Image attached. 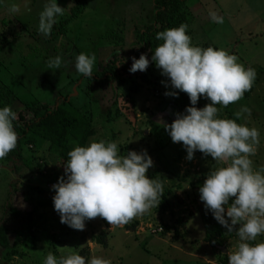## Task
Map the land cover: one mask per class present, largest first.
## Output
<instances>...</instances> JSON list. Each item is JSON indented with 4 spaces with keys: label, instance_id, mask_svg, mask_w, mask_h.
Here are the masks:
<instances>
[{
    "label": "rangeland",
    "instance_id": "374dc122",
    "mask_svg": "<svg viewBox=\"0 0 264 264\" xmlns=\"http://www.w3.org/2000/svg\"><path fill=\"white\" fill-rule=\"evenodd\" d=\"M154 1L83 0L84 12L64 26L76 3L57 0L58 6L68 7L47 37L37 30L45 0L0 3V36L7 38L0 40V89L12 90L16 99L22 98L10 108L26 114L23 103L33 100L52 107L56 102H69L96 129L88 144L100 140L116 142L122 155L130 150L146 151L153 161L147 177L154 175L163 190H170L168 198L173 204L172 210L160 211L158 205L124 225L111 226L96 217L85 221L83 231L74 230L61 224L53 209L55 192L51 186L63 176L58 150H49V144L33 147L30 150L37 153V158L29 162L15 160L8 154L0 160V220L4 206L20 211L37 226L38 240L37 244L22 248L16 237L11 238L10 250L0 248V264H43L50 252L57 258L76 252L86 264L93 256L108 259L111 264H222L219 250L223 255L236 250L240 242L235 233L238 226L228 233L221 225L214 229L206 223L207 212L193 192V184L202 186L211 169L226 166L227 162L216 164L199 151L191 161L186 160L182 145L173 143L163 127L173 122L175 113L191 106L187 94L164 95L172 89L161 83H167V78L151 62L152 53L146 57L150 63L144 72L127 75L122 70L131 67L132 57L138 59L137 34L154 24ZM13 4L19 12L9 14L8 8ZM183 5L184 11L176 15L174 28L186 24L194 45L224 49L236 55L245 68L255 69L251 89L242 99L220 110L219 116L259 131L260 143L251 159L254 169L264 166V0H188ZM213 14L222 22H214ZM80 53L95 56L90 77L96 78L108 63L117 62L120 78L106 83L89 82L74 67ZM56 56L62 58V66L49 69L48 60ZM64 72L68 75L64 76ZM107 73L106 78L111 75L110 71ZM208 103L201 98L196 107ZM242 106L250 113L236 120L234 114ZM27 154L26 158L33 155ZM29 169L36 170L31 173ZM189 212L194 218L180 228L179 238L175 239L172 232L161 234L159 225L168 226ZM134 224L135 231L126 228ZM102 234L106 235V247L94 242ZM255 242H264V236ZM14 248L18 252L11 254Z\"/></svg>",
    "mask_w": 264,
    "mask_h": 264
},
{
    "label": "clouds",
    "instance_id": "9594fccd",
    "mask_svg": "<svg viewBox=\"0 0 264 264\" xmlns=\"http://www.w3.org/2000/svg\"><path fill=\"white\" fill-rule=\"evenodd\" d=\"M66 8L58 6L57 0H45L38 16V32L47 37ZM8 12L16 14L19 8L13 4ZM212 19L222 22L215 14ZM187 28L186 24H181L157 32L155 39L162 43L151 50V62L160 70V75L167 78V83H161L172 89L164 95L176 97L178 92L185 93L191 105L182 113H175L173 122L163 127L173 143L182 145L186 160L191 161L199 151L216 164L227 162L226 166L207 173L198 189L199 200L228 233L238 226L235 233L240 242L235 251L227 253V264H264V242H255L264 236V166L254 169L251 159L260 143V133L255 127L219 116L220 110L242 99L251 89L256 72L251 67L245 68L236 55L224 49L194 45ZM131 60L129 73L144 72L150 63L144 54ZM94 61V55L80 53L75 57V70L90 77ZM62 62L60 56L50 58L48 68L59 69ZM201 98L210 103L197 108ZM249 113L250 109L242 106L234 115L240 120L242 114ZM15 120L16 113L9 106L0 108V160L17 147ZM152 166L153 161L146 151L130 150L122 155L117 143L112 141H93L87 146L74 147L67 153L63 176L51 186L55 192L53 209L59 222L83 231L85 221L100 217L111 226H119L157 208L163 196V185L147 177L146 172ZM43 264L86 262L76 252L59 258L50 252ZM87 264L111 262L93 256Z\"/></svg>",
    "mask_w": 264,
    "mask_h": 264
},
{
    "label": "trees",
    "instance_id": "16d2710c",
    "mask_svg": "<svg viewBox=\"0 0 264 264\" xmlns=\"http://www.w3.org/2000/svg\"><path fill=\"white\" fill-rule=\"evenodd\" d=\"M188 0H155V19L154 24L147 26L144 30H140L137 34L138 43L140 46L138 58L141 54L146 57L151 50L162 43L155 39L156 33L163 31L165 29L174 28L176 15L178 12L184 11V3ZM75 7L71 9L70 18L65 20L63 25L69 24V22L74 21L75 18L84 12L83 0H75ZM0 40L7 41V38L3 35L0 36ZM130 67H123L124 74L129 73L128 69ZM102 72L97 73V77H90L87 80L89 82L97 81L98 83H106V81H117L119 77V67L117 62L108 63L103 67ZM111 75L108 76V73ZM18 98V97H17ZM19 99V98H18ZM15 98L12 90H7L6 88L0 89V108L4 106L11 107L15 101L19 100ZM25 105V113H16V120L14 121V130L18 134L17 147L9 152L10 157L15 160H20L24 162H29L33 158H37L33 151L30 149L33 147L39 148L45 144H49L50 149L58 150V157L60 158L61 164L67 160V153L76 146H87L91 137L96 135V129L92 123L87 120L81 112L72 106L67 101L62 103L56 102L54 107L49 104L40 103L38 100L30 101L29 103H23ZM52 107V108H51ZM32 153L31 158H26L27 153ZM31 173L36 169H29ZM148 178H154V175L148 176ZM205 179V177H204ZM203 179V181H204ZM200 185L193 184V192L195 196H199L198 189ZM170 190H163V196L161 197V203L159 204L160 211L172 210L173 204L169 197ZM197 202V200H194ZM4 215L0 220V248L3 250H10L12 247V242L10 238L16 237L19 245L22 248H26L29 243L37 244L38 240V229L37 226L27 219L23 213L13 209L7 210L4 206ZM205 212V209L203 207ZM173 213V212H172ZM205 222L209 225H213L214 229L220 226L219 223L215 221L210 212L205 213ZM194 218L193 212L184 214V216L179 217L172 222V224L165 226V224L159 225L161 234L166 235L172 232L173 237L179 238L181 236L180 228H183L189 221ZM135 224L133 226L126 225L128 230L135 231ZM162 227V229L160 228ZM94 242L101 246L106 247V235L102 234L95 237ZM214 247H218L213 244ZM222 255V264H227V255H223L222 250H219ZM17 248L11 251V254L17 253Z\"/></svg>",
    "mask_w": 264,
    "mask_h": 264
},
{
    "label": "crops",
    "instance_id": "0c3cea01",
    "mask_svg": "<svg viewBox=\"0 0 264 264\" xmlns=\"http://www.w3.org/2000/svg\"><path fill=\"white\" fill-rule=\"evenodd\" d=\"M211 18H212V17H211ZM212 20H213V19H212ZM64 70H65V69H64ZM64 73H65L64 76H65V75H66V76L68 75L67 72H64ZM88 78H90V77H87V79H88ZM77 95H79V94L77 93ZM57 100H58V99H57ZM57 100H56V101H57ZM84 100H86V99L84 98ZM84 100H83V101H84Z\"/></svg>",
    "mask_w": 264,
    "mask_h": 264
},
{
    "label": "water",
    "instance_id": "95a60500",
    "mask_svg": "<svg viewBox=\"0 0 264 264\" xmlns=\"http://www.w3.org/2000/svg\"><path fill=\"white\" fill-rule=\"evenodd\" d=\"M11 239V238H10Z\"/></svg>",
    "mask_w": 264,
    "mask_h": 264
}]
</instances>
